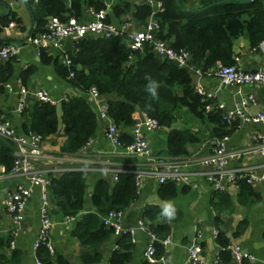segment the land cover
Here are the masks:
<instances>
[{"label":"trees","instance_id":"obj_1","mask_svg":"<svg viewBox=\"0 0 264 264\" xmlns=\"http://www.w3.org/2000/svg\"><path fill=\"white\" fill-rule=\"evenodd\" d=\"M23 1L31 16L32 25L29 34L42 31L49 18L65 21L69 17L83 18L84 7L93 6L96 10L104 7L103 0H17ZM163 10L156 14L159 29L156 37L165 41L175 51H186L189 55L188 66L206 73L218 66H230L235 63L234 45L237 39L245 37L250 48L257 49L264 41V0H201L199 10L187 11L178 0H161ZM222 1V2H220ZM132 14L138 22H145L151 12L146 3L132 5L118 3L113 5L108 20H118L122 15ZM11 22L26 32L21 17L13 11L0 16V33ZM10 43L1 41L0 47ZM67 66L59 55L42 50L39 58L42 64L52 65L59 79L80 92V95L66 96L59 105L37 100L29 101L21 111L24 117L23 132H33L47 138L59 132L63 125L66 136L61 153L72 155L83 149L97 130V114L86 98L91 87L101 96L115 94L117 99H108L107 113L118 129L132 128V114L136 109L156 119L167 133L166 147L161 155L180 158L189 154L188 147L198 143L199 137L188 128H171L185 111L190 117L197 118L202 124L212 125L214 138L229 137L238 128V122L228 123L221 110H207L208 101L194 90L193 76L187 67H179L175 62L157 55L149 44L142 49L128 45L125 37L86 36L67 43ZM10 58L4 65L7 80L13 74ZM35 66H27L20 72L22 83L35 73ZM122 141H131V133L120 130ZM14 148L7 139L0 137V167L8 172L13 164ZM83 168V167H82ZM134 167H123L117 173L116 181L98 178L92 185L90 202L94 211L85 210L86 171L68 169L54 174L49 172L48 190L51 204L58 208L63 217H76L70 230L72 237L79 240L85 251L81 255L83 264H101L103 255L98 248L113 235L111 228L103 224L102 217L110 211H125L139 196L135 185ZM239 188L238 203L250 206L260 200V194L253 190L245 180L237 182ZM176 184L159 185L160 199L176 196ZM213 207L216 211L215 223L219 245L218 262L229 264L231 254L228 246L231 237H237L245 227L240 223L231 235L221 231L224 216L229 215L234 204L229 194L214 191ZM156 236L154 246L156 257L164 254L161 240L170 236V222L177 219V213L170 215L160 212L157 205L147 204L139 214ZM11 237L0 236V264H18L19 258L14 250L8 254ZM116 248L105 264H131L134 243L129 237L116 239ZM37 256L45 264H54L43 244L37 248ZM58 264L64 260L58 259ZM141 264H150L144 258ZM160 264V263H158ZM243 264H247L244 262Z\"/></svg>","mask_w":264,"mask_h":264},{"label":"crops","instance_id":"obj_2","mask_svg":"<svg viewBox=\"0 0 264 264\" xmlns=\"http://www.w3.org/2000/svg\"><path fill=\"white\" fill-rule=\"evenodd\" d=\"M69 5V0H66ZM113 5L118 3H130L137 5L144 3V0H113ZM180 4L184 10L193 11L201 8V0H180ZM83 17L88 18L84 14ZM15 12L21 17L26 32L20 31L14 22H11L0 33L1 41L21 42L29 33L32 25L31 16L23 1L17 0H0V16L9 12ZM120 19L127 20L131 25V31H136L144 26L145 22H138L134 19L131 12L122 15ZM116 22L117 18L114 19ZM235 56L238 57V64L245 70L253 71L258 68L264 69V41L257 49L250 48L245 37L237 39L234 45ZM58 55L57 52H51ZM61 60V58H60ZM13 63V74L5 81L0 79V117L10 120L14 128L19 134L23 133L22 124L24 117L17 110L18 100L20 97V89L22 86L26 90L33 92L38 89H45L56 100L58 114L60 116L59 105L63 97L71 95H80V92L63 82L55 73L52 65H44L40 61L34 47L24 44L22 51L18 57L11 60ZM6 61L0 63L4 65ZM35 66L36 72L30 75L26 83L23 84L20 78V72L27 66ZM4 68L0 67V78L4 76ZM202 83L206 87H215L216 81L212 78L203 77ZM244 91H251L257 98L256 105H250L248 112L253 113L257 110H264V89L255 86H247L242 88ZM29 101L32 100L29 96ZM233 98L238 99L236 88H225V94L222 100L227 103ZM102 99H117L115 94L102 96ZM28 101V102H29ZM95 110V107L91 103ZM192 121V122H191ZM97 130L90 139L87 146L75 154L67 155L61 153V147L65 142L66 136L63 134V125L60 124L58 133L51 135L45 139L41 145L40 153L35 157V167L47 174L60 173L65 167H85L86 171V194L88 193L89 205L84 212L94 211L90 202L92 185L98 178L107 179L112 182L111 173L104 172L105 162L109 161L110 167H134L137 168L143 163L134 158L125 157L121 153H117L109 142L104 138V121L98 119ZM171 128L181 129L188 128L199 137V142L188 147L189 154L180 159H195L202 155H207L211 151V146L216 141L212 134V125L202 124L197 118H193L186 124L172 126ZM264 126L254 123L238 122V128L229 136L228 146L233 150H244L245 152L239 156L236 162L245 166L260 167L262 159L256 151H254V142L252 141V133L261 131ZM131 133L130 128L120 129ZM119 130V131H120ZM170 129L161 128L149 134L150 145L155 154H161L166 147L167 133ZM108 166V165H107ZM195 169L196 167H187ZM193 185H176V196L170 199H160L158 196L159 184L152 177L144 180L143 186L139 191V196L128 209L124 211L123 221L127 226H136L139 221V214L143 207L147 204L157 205L160 212L170 215L177 213V219L170 222V240L171 242L165 248V258L168 264H182L185 259L186 246L192 242H198L203 247L202 261L200 264H213L218 251L219 245L213 231L216 230L215 216L216 211L213 207L214 189L209 182L202 176L195 175ZM22 183L30 189L31 196L25 208L24 218L18 228V234L14 239L13 248L5 251L10 254L14 250L19 258L18 264H35L34 260V243L39 230L40 207H41V191L39 187L30 185V183L20 176L5 175L0 178V236L8 237L11 223L5 212L4 200L7 194L15 187L17 183ZM88 187L89 192H88ZM254 191L260 194V200L250 206H244L238 203L239 188L237 185H228L224 192L229 194L234 204L233 211L225 216L232 217L227 233L231 235L236 227L245 222V227L240 235L231 237V244H238L246 252L255 256V260L246 261L247 264H263L264 261V185L255 183L252 185ZM216 191V190H215ZM86 203V199H85ZM50 217L53 225L50 231V239L54 245V264H58V259L64 260V264H83L81 255L85 251L78 239L70 234V230L77 220V216L73 219L63 217L62 212L54 205L50 207ZM223 222V223H224ZM223 225V224H222ZM222 227V226H221ZM197 231H200L199 233ZM232 236V235H231ZM116 236H112L108 241L102 244L98 250L103 255L101 264H105L111 256L116 245ZM134 253L131 264H141L144 251L149 243L148 234L137 230L135 234Z\"/></svg>","mask_w":264,"mask_h":264},{"label":"built area","instance_id":"obj_3","mask_svg":"<svg viewBox=\"0 0 264 264\" xmlns=\"http://www.w3.org/2000/svg\"><path fill=\"white\" fill-rule=\"evenodd\" d=\"M6 1V0H3ZM113 0H103L104 7L96 10L93 6H87L84 14L88 18L69 17L65 21H59L55 18H49L45 28L36 34H27L19 42H10L0 47V63L18 57L24 44H29L35 48L39 56L42 50L57 52L61 61L65 65L70 64L67 55V43L79 40L86 36L92 37H125L129 46L134 49H142L144 44H149L153 51L162 58L175 62L179 67H187L193 76L194 90L208 101L207 110H221L228 123L243 122L261 124L264 126V110H257L253 113L247 111L250 105L257 104V98L251 91H244L242 88L255 86L264 89V69L258 68L253 71H247L238 64V57L235 56V63L230 66H218L215 70L206 73L201 72L192 66H188L189 55L186 51H175L167 45L165 41L156 37L159 29V22L156 14L163 10L161 0H144V3L151 7V12L145 20L144 26L136 31H131V25L128 21L115 22L108 20L113 7ZM203 77L212 78L216 81L215 87H206L201 79ZM236 88L238 99L233 98L231 102L222 100L225 94V88ZM29 96L33 100L56 105V100L45 89H38L30 92L24 86L20 89L17 110L22 111L29 101ZM63 97V99H65ZM87 100L93 104L97 114V119L104 121V138L109 142L112 148L125 157H130L142 161V165L134 168L135 185L137 189L143 186L146 178L152 177L160 185L163 183H174L183 185H193L195 175L205 178L214 191H222L228 185H237L240 180H245L248 184L255 185L260 183L264 185V129L252 133L254 142V151L262 159L260 167L245 166L236 162L244 150H233L228 146L229 137L216 139L211 146V151L207 155L199 156L195 159H180L161 154H155L149 141V134L160 130L162 127L156 119L149 117L143 111L136 109L133 114V125L131 128V141L124 143L121 132L107 113V103L97 92L96 88L91 87L86 93ZM0 137L7 139L13 144L14 160L11 169L8 172L0 167V178L5 175L20 176L27 180L30 185L39 187L41 191V207L39 230L34 243L35 264H45L37 256V248L43 244L50 255L55 253L54 245L50 239V231L53 221L50 217L51 199L48 190L49 178L46 172L35 167V157L41 151V145L45 141L41 135L33 132H23L19 134L9 119L0 117ZM87 146V145H86ZM85 146V147H86ZM103 171L111 173L112 181L117 180L118 167H110L109 161L105 162ZM108 165V166H107ZM187 167H196L189 169ZM68 169H83L85 167H65L61 171ZM31 196L30 189L22 183H17L15 187L7 194L4 200L5 212L11 223L9 230L10 248L14 246V239L18 234V228L23 221L24 212ZM124 211H110L103 215L102 221L106 227L113 231L116 237H129L131 242L135 241L137 230L148 234L149 243L144 251L143 257L150 264H168L164 254L156 257V248L154 241L156 236L148 226L139 219L136 226H127L123 221ZM71 217L70 219H73ZM198 233L200 231H197ZM217 236V230L213 231ZM171 242L170 236L161 240L164 248ZM116 248V246H115ZM231 254L229 264H243L246 261L255 260V256L246 253L238 244L228 246ZM203 247L198 242H192L186 246L185 259L182 264H200L202 261ZM218 255V254H217ZM218 262L216 256L213 264ZM264 264V261H263Z\"/></svg>","mask_w":264,"mask_h":264},{"label":"rangeland","instance_id":"obj_4","mask_svg":"<svg viewBox=\"0 0 264 264\" xmlns=\"http://www.w3.org/2000/svg\"><path fill=\"white\" fill-rule=\"evenodd\" d=\"M115 21V20H114ZM121 21H127V20H124V19H119L117 22H121ZM116 22V21H115ZM178 119L173 123L172 126H178V125H181V124H186L187 122H190V120H192L193 118L190 117L185 111H182L179 113L178 115ZM192 122V121H191ZM183 159V158H182ZM89 188L88 187V192H89ZM88 196V193L86 194V203H85V206L87 207L90 203H89V198L87 197ZM79 217V215L77 216ZM147 223V222H145ZM148 224V223H147Z\"/></svg>","mask_w":264,"mask_h":264},{"label":"water","instance_id":"obj_5","mask_svg":"<svg viewBox=\"0 0 264 264\" xmlns=\"http://www.w3.org/2000/svg\"><path fill=\"white\" fill-rule=\"evenodd\" d=\"M179 4H180V0H178ZM222 2V1H220ZM181 5V4H180ZM182 7V6H181ZM232 222V217H229L226 219V221L223 223L222 227H221V231L223 232H227L229 230L230 224ZM243 250V249H242ZM244 251V250H243ZM245 252V251H244Z\"/></svg>","mask_w":264,"mask_h":264}]
</instances>
